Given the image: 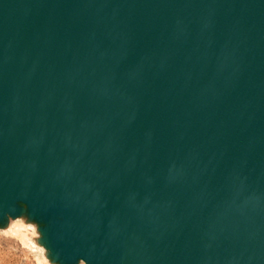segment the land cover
<instances>
[{"label":"water","instance_id":"water-1","mask_svg":"<svg viewBox=\"0 0 264 264\" xmlns=\"http://www.w3.org/2000/svg\"><path fill=\"white\" fill-rule=\"evenodd\" d=\"M50 264H264V0H0V229Z\"/></svg>","mask_w":264,"mask_h":264},{"label":"rangeland","instance_id":"rangeland-1","mask_svg":"<svg viewBox=\"0 0 264 264\" xmlns=\"http://www.w3.org/2000/svg\"><path fill=\"white\" fill-rule=\"evenodd\" d=\"M37 238L34 224L12 221L8 229H0V260L6 264H50Z\"/></svg>","mask_w":264,"mask_h":264},{"label":"bare ground","instance_id":"bare-ground-1","mask_svg":"<svg viewBox=\"0 0 264 264\" xmlns=\"http://www.w3.org/2000/svg\"><path fill=\"white\" fill-rule=\"evenodd\" d=\"M17 226H19V224H16ZM0 264H6L3 260H0Z\"/></svg>","mask_w":264,"mask_h":264}]
</instances>
